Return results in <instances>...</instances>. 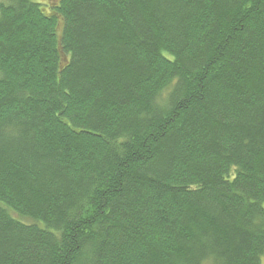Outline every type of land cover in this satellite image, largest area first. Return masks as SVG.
Wrapping results in <instances>:
<instances>
[{
    "label": "trees",
    "instance_id": "1",
    "mask_svg": "<svg viewBox=\"0 0 264 264\" xmlns=\"http://www.w3.org/2000/svg\"><path fill=\"white\" fill-rule=\"evenodd\" d=\"M264 0H0V264H260Z\"/></svg>",
    "mask_w": 264,
    "mask_h": 264
},
{
    "label": "rangeland",
    "instance_id": "2",
    "mask_svg": "<svg viewBox=\"0 0 264 264\" xmlns=\"http://www.w3.org/2000/svg\"><path fill=\"white\" fill-rule=\"evenodd\" d=\"M45 1L49 4H54V3L58 2V0H45ZM206 264H210V263H206ZM260 264H264V256L262 257Z\"/></svg>",
    "mask_w": 264,
    "mask_h": 264
}]
</instances>
